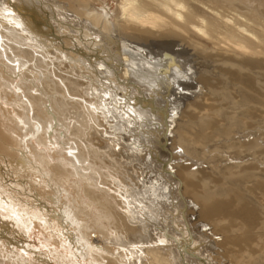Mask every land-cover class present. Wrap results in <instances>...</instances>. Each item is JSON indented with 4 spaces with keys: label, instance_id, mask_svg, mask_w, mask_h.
<instances>
[{
    "label": "bare ground",
    "instance_id": "1",
    "mask_svg": "<svg viewBox=\"0 0 264 264\" xmlns=\"http://www.w3.org/2000/svg\"><path fill=\"white\" fill-rule=\"evenodd\" d=\"M263 1L118 0L111 11L103 0H0V84L8 91L13 78L28 81L27 93L20 94L24 104L19 96L0 92L14 97L21 108L16 115L0 116V166L10 151L16 157L11 156L10 165L21 181L22 176L39 179L50 189L49 199L61 206L67 196L68 205L59 206L51 218L61 237L77 243L84 258L88 247L95 264H192L190 252H214L215 260L207 259L213 264L236 263L238 257H256L250 264H264V92L253 84L264 74ZM16 55L28 61H17ZM27 65L37 78L24 69ZM178 86L198 91L193 96L178 93ZM45 91L66 106V119L79 122L77 156L57 152L56 157L51 151L55 114L37 97ZM238 96L247 100L241 107H235ZM37 105L43 115L37 122L29 115L25 123L18 120ZM106 113L116 121L111 135L97 119ZM12 121L24 130L10 131ZM25 128L34 130L43 151L32 141L17 143ZM121 130L137 138L128 146L134 152L130 157L158 167L156 182L170 190V203L161 204L165 207L160 211L150 203L142 171L132 170L130 157L122 154L128 148H118L127 138ZM97 133L106 136L99 150L89 141ZM213 144L225 149L216 160ZM117 149L121 154L113 158ZM141 151L152 153L158 163L145 160ZM186 160H193L196 169L186 166ZM117 167L126 183L116 178ZM14 194L7 197L16 206ZM171 203L174 210L166 214ZM146 204L152 209L146 211ZM0 222L15 226L18 220L13 212L10 218L0 215ZM111 238L129 245L119 246L128 250L123 258L105 255L119 253L103 245ZM196 241L204 244L197 249ZM185 248L189 253L184 258Z\"/></svg>",
    "mask_w": 264,
    "mask_h": 264
},
{
    "label": "rangeland",
    "instance_id": "2",
    "mask_svg": "<svg viewBox=\"0 0 264 264\" xmlns=\"http://www.w3.org/2000/svg\"><path fill=\"white\" fill-rule=\"evenodd\" d=\"M117 1L118 0H103V3L108 9H110L112 11L116 8L115 6H117ZM232 2H234V4H238L237 2H240V0H238V1L232 0ZM240 4H241V2H240ZM94 7L99 8V6H96V5H94ZM259 17H260V20L262 21V24H264V13H261V11H260ZM176 46H177V44H176ZM19 57L21 59H19ZM15 59H17V61H22V62L24 60L28 61V59H25V58L23 59L22 56H20V55H16ZM66 66L68 67L67 63L64 65V68H67ZM5 67H6V65H5ZM27 67H28V65L24 66V69L32 71L30 67H28V69H27ZM22 72L25 73L26 71L22 70L21 73ZM32 72H33L32 74L34 75V77L37 78L38 74L34 71H32ZM205 75H206V77L213 79V75H210V74H205ZM215 77H217V76H215ZM263 77H264V74L258 80H257V78L253 79L254 86L257 89H259L261 92H264V78ZM17 78H13L11 80V82L13 81L12 82L13 88H10V90H8V91L10 92V94L15 95L16 97L19 96L18 98L19 99L21 98L20 103L24 104L23 96L20 94L21 93L22 94L27 93L26 91H28V89L24 88L25 87L24 85H28V81H26V80L23 81V79H21L20 77H17ZM24 78L27 79V76H25ZM175 80L177 81L178 79L176 78ZM180 80L183 81L182 79H180ZM33 82H34V84L36 82V84H35L36 86H40L38 79H35V81L33 80ZM188 82H190V80H188ZM0 83H1V80H0ZM44 87L45 86H41L42 89H44ZM3 90H4V85L0 84V92L1 93L8 92L7 90H5V91H3ZM20 90H22V91H20ZM176 90L178 93H181V92L185 93L186 92L185 94H187V95H189L191 93L190 92L191 90L188 91L187 89H182V86H178ZM192 91L194 93H196L198 91V88L192 89ZM45 92H46L44 94L45 96L44 95L43 96L37 95V97L42 101L45 99L46 105L48 106V108H53L51 110V112L53 114H55L54 115L55 116L54 122L56 123V125L51 126V129H50V131H51L50 137H51V141L53 142L51 144V147H52L51 151L53 152L54 155H56V157H57V152L61 153V155L68 156L69 158H70L71 154L74 156L75 155L77 156L78 148L76 147V145L79 143L78 138H81L80 135L82 134V132H80L81 130H80L79 122L76 120V118H74L72 116L71 117L69 116L66 119V116H67L66 115V106H64V105H62L63 107L61 106V102H58L59 99L58 98L56 99V96H54L55 95L54 93H52V92L49 93L47 91H45ZM1 93H0V104H1L2 110L0 111V114H1L0 116L3 119H5V117L7 115L8 116H12L13 114L16 115V113L19 110L21 112V108L16 107L15 103H13L14 102L13 100H15L14 97L10 96L7 98L6 96H2ZM192 93H191V95L193 96ZM234 95H235V93H234ZM58 96H60V95L58 94ZM24 97H26L25 94H24ZM236 98H238V99H235L238 103L236 102L235 107H237V106L241 107L242 104H245L247 102V100L244 97L238 96ZM242 98H244V99H242ZM88 99L89 98H87V100ZM170 99H172V97H169V100ZM240 99H242L243 101H240ZM70 108H74V107L69 106L67 109H70ZM187 108L188 107H186V109ZM62 109H63V111H62ZM6 110L9 111V113ZM41 110H42L41 106L37 105L35 112L32 110L33 113H35L36 115H33V113H31V112H29V114L28 113L26 114V112L23 111V113H21L22 116L18 117V120L21 122L24 121V123H25L26 116L29 115V117L31 118V120H33V122H35V121L37 122L38 119L41 116H43ZM59 112H60V114H59ZM57 113L59 116L57 115ZM171 113L174 114L175 112H171ZM71 114H74V112ZM24 115H25V117H24ZM60 115H63V116H60ZM105 115H107V117L103 118L102 116H98L97 119L101 120V121H99L100 124L101 123L104 124V125L101 124L102 127L103 126L106 127V128L103 127V129L107 130L105 134L111 135L115 132L114 126L116 124V121L113 117H110V115H108L107 113ZM57 116L60 119H58ZM168 116L169 117L171 116L170 113H168ZM44 118L43 119L41 118V120L45 121ZM72 120H73V122H72ZM12 122L9 123V125H8V126H10V128H9L10 131H13V130L17 131V127L20 129L22 128L21 126L15 124V122H13V123ZM29 123L32 125V121ZM73 124L76 125L75 129L73 128L74 127ZM25 129L26 130L24 131V133H23V131H21L20 135L23 137L20 138L21 139L20 141L17 140V143L19 142V143H21V145H29L30 141H32V145L34 147L36 146V149H38L39 151L42 149L41 151H43V149H44L43 145L39 142L37 143V141L35 139L36 134H35L34 130L29 131V128H25ZM125 129H127V127H125ZM77 130H79V131H77ZM119 133L127 136L126 140L123 139L120 141V142H122V144H121L122 148H121V145H119L118 146L119 150H122L124 147H125V149H127L128 146L132 145L131 143L135 142V140L137 139L135 136L133 137L130 132H125L124 130H121V131H119ZM77 134H79V135L77 136ZM105 137H106L105 135L101 136L100 134L97 133V134L91 135V138L89 141L91 143H93L95 145V148H97L99 150V149L103 148V142H104V139H106ZM216 138L217 137H215V140H216ZM1 140H2V138H1ZM76 141H78V142H76ZM7 142L11 143L10 141H7ZM136 145H138V144H136ZM9 146H10L9 150H12L13 147L10 144H9ZM213 146H214V144L211 147L214 148V150H217L216 152L214 151L216 154L215 155L216 157L219 154L222 155L221 153H223V151H225V149H223L221 147H216V146L213 147ZM215 147L218 149H215ZM211 149L209 150L210 152L213 151ZM219 149H221V152H219ZM119 150L117 149L115 151L116 154L114 155L113 158H118V155L121 154L119 152ZM27 151H28V148L26 146V152ZM130 152H132V151H130L128 148L127 151H122V154H125V156H128L127 158H129L130 155L134 154V152L129 154ZM214 152L211 153L212 156L214 155L213 154ZM217 152H218V155H217ZM8 154L10 155L9 157L3 156V158H4V159H2L3 164H1V166H0V173H1L0 174V215L3 218H10L11 214L14 212L16 215V219L18 220V223H17V225L13 226L12 224L10 225V223H8V222H5V223L0 222V244L5 242V244H4L5 250L3 248L0 250V260L5 261L6 262L5 264H22L23 261H24V264H84V263L88 264L89 262H92L93 264H95V262L97 263L98 261L92 258L91 253L89 252L90 250L88 247H87L88 252H86V254H88V253L89 254L86 255V258H84L80 253L81 252L80 249L77 247V243H74V242H71L72 244L70 242L68 243V240L65 239V237H61L60 230L58 229L59 228L58 223L53 221L51 218L53 216L54 211H56V210H57V212L59 211V206L62 208L63 206L65 207L68 205L67 204L68 202L65 201V200H67L66 199L67 196L64 195L62 197V199H61L62 206H61L59 202H55L52 199H49L48 192H47L49 188L46 185H44L39 179L36 181V179L33 180V178H35V177H30V176H24L23 177L22 176V181H21L19 178L20 176L17 177L18 171L16 172V170H14L10 165V163H11L10 160H12V157H13V159L16 157H14L15 156L14 154H12V153L10 154V151H8ZM139 154L142 157L144 156L145 160H149V161L153 162L154 164L158 163L157 159L152 158V157H154V155L152 153L148 156V153L145 155V151H141ZM215 156L212 157L214 160L222 157V156H220V157L218 156L216 158ZM40 158H43V157L41 156ZM93 158H95V157H92V156L89 157L90 160L94 161L95 159H93ZM58 159H60V158L58 157L54 161H56ZM133 159H135V161ZM119 160L122 161V158ZM128 160L130 162H132V165L134 164L132 170H136L139 173L142 171L143 176H144L143 180L145 182H147V188L150 191L149 195H151V199H153L152 200L153 202H150V203L153 204V206H155V207L157 206L158 208L161 206L165 207L161 204L170 203V199L168 196V194L170 193V190H168V187L165 184L162 185L161 181L156 182L157 178L160 176L157 174L161 173L160 171H158V167L154 168L151 165L149 166L146 164H140L136 160V158H134V157L133 158L130 157ZM145 160L143 162H145ZM74 161H75V165L78 167L80 165V158L78 157ZM193 163H194L193 160H186L184 162V164L186 166H189V167H191L192 170H195L197 165H192ZM129 166H131V165L129 164ZM151 169H152V171H151ZM155 169H156V171H155ZM114 170L116 171L115 172L116 178L121 180V181H124L122 179L123 169L121 167H117ZM26 171L30 172V169H26ZM129 171H131V169H129ZM135 175L138 176V173ZM25 177H27V178H25ZM31 178L33 181L31 180ZM42 178L43 177L41 176V179ZM49 182L51 183V181H49ZM36 183L42 184L43 186L41 185V187H40V185H39L38 186L39 188H38V187H36L37 186ZM23 184L25 185V187ZM160 184L163 187L158 186ZM34 185H36V186H34ZM21 187H22V189H21ZM27 189L29 191H27ZM39 189L42 190L43 192L42 191L40 192ZM173 190H176V188L173 187ZM36 191L40 192V193H37ZM13 192H16V194H14V197H17L19 200L18 205H16V206L13 205L12 202L7 197V194H11ZM161 193H162V195L160 196ZM46 196H47V198H46ZM156 200H158V201H156ZM54 202H55V204H54ZM173 204L174 203H171L169 205V208H170L169 211L170 212L166 209L164 210V208H163L164 211H167L166 214L171 213L172 210H174ZM190 205H192V203H190ZM145 206H144L145 210L147 209L149 211L152 209V208L150 209V207L152 205L146 204ZM20 208H22V209H20ZM158 208H157V210H158ZM158 211H160V208ZM159 216H160V214H159ZM169 219H170V217H166L165 220L168 222ZM193 219L194 218H192V221H193ZM25 221H27V222H25ZM73 237H74V234L72 235V240H73ZM75 238L77 239V241L79 243H81L82 246L85 245V243L82 242L83 239L80 235L76 234ZM59 240L61 241V245L57 244V242ZM196 242H197V245H196L197 249H198V246H201L204 244V241H196ZM137 244H139V243H137ZM191 244H192L191 241L187 242L188 247L191 246ZM103 245L105 246V248L109 247L110 249H113V250L118 249L119 253L115 256L108 255V253H105V255H107L108 257H110L112 259L115 257L114 258L115 260L117 259V257L123 258L125 253H127V251H128L127 249L120 248L119 246L120 245L129 246L126 244H122L118 240L112 239V238L107 240V242H104ZM94 246H95V248H94L95 250H99L98 244L94 243ZM143 246H147V244H144ZM159 246H160V244H159ZM119 250H121V251H119ZM183 252H182V256H184V258H185L186 257L185 254H186V252H188L187 248H185ZM14 254L17 255L18 257L17 256L13 257ZM195 254L196 253H194V252H190V255H189V256H191V260L193 259V261L190 262L192 264H194V263L195 264H207V263L213 264L211 262H208V260L211 258H212L211 260H215L214 252H210V253H207L205 255H198V254L195 255ZM203 254H204V252H203ZM239 258L240 257H238L236 263H232V264H243V263L244 264H250L251 262H255V260H257L256 257H251L250 259L241 257L240 260H239ZM233 259H235V258H233ZM252 259H254V260H252ZM184 262H186V261L184 260ZM215 264H220V261L219 262L217 261V263H215Z\"/></svg>",
    "mask_w": 264,
    "mask_h": 264
}]
</instances>
